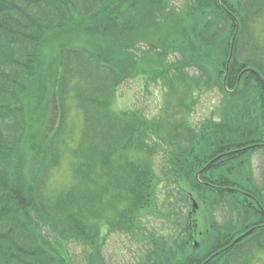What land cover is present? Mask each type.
Instances as JSON below:
<instances>
[{
	"label": "trees",
	"instance_id": "obj_1",
	"mask_svg": "<svg viewBox=\"0 0 264 264\" xmlns=\"http://www.w3.org/2000/svg\"><path fill=\"white\" fill-rule=\"evenodd\" d=\"M262 16L264 0H0V264H75L72 244L81 264H110L104 245L119 232L144 242L134 264L263 261L264 173L242 168L260 153L264 169ZM79 35L59 44L50 84L44 48ZM140 46L156 54L151 69L135 61ZM146 75L165 88L161 113L187 114L218 90L222 117L196 126L117 108L123 81ZM49 94L56 122L32 166L24 137ZM74 109L81 127L68 144ZM67 151L73 180L52 188ZM195 192L223 208L203 231ZM153 214L159 227L145 223Z\"/></svg>",
	"mask_w": 264,
	"mask_h": 264
},
{
	"label": "rangeland",
	"instance_id": "obj_2",
	"mask_svg": "<svg viewBox=\"0 0 264 264\" xmlns=\"http://www.w3.org/2000/svg\"><path fill=\"white\" fill-rule=\"evenodd\" d=\"M176 3H179L180 0H175ZM181 4V3H180ZM254 30L258 33V37H264V16H262L258 21L254 28ZM81 35L70 37L66 36L62 39H55L52 43L48 44L46 48H44L45 56H46V64L48 67H51L49 71L51 72L50 77L53 73V78L49 82L50 84L55 83V78L57 76V69L59 64V52L60 47L59 44L66 42V44L70 43H76L77 41L81 40ZM145 46V45H144ZM139 48H142V51H139L134 55L136 62H143L144 65L147 67V69H151L155 66L158 62L155 61L156 54L155 52H152L148 49L143 48V46H140ZM148 52V53H144ZM179 55V54H177ZM177 55L174 53L168 54V60H175L177 58ZM180 56V55H179ZM158 61V60H157ZM55 76V77H54ZM55 80V81H53ZM149 76H141L137 78H128L127 80L123 81V83L120 85L119 93L117 96V99L115 101V106L117 108H125V107H140L143 108L144 111L149 116H158L161 113L162 108L164 107L165 99H164V87H162L159 83H157V80H150ZM222 94L218 91H212V92H205L202 96L199 102H195V105L193 107V110L191 112H188L185 114L184 112H180L176 115H172L174 110H170L166 113H161L163 115V119L173 118L172 120H181L183 117L186 116V118L191 122L193 125H200L203 121H206L210 118L212 119H220L222 117V108L221 111L217 110V106L222 103ZM173 103L177 102V97H174L172 100ZM223 107V106H222ZM44 110V107L42 111ZM43 113L46 115V117L39 116L37 117V122H33L31 125V129L27 132V134L24 137V141H27L28 138H30L31 144L33 145L34 150V156L33 160H31L29 157H27L26 162L30 165L32 163V166L36 163V166L38 164V160L42 154L43 146L47 140V137L49 133L52 130V127L54 126L56 122V106L54 102V98L52 97V94H49L46 101H45V110ZM184 114V115H183ZM42 120L44 123H42ZM70 126L67 132V143H73L75 139L79 135L80 127H81V116L76 109L73 110L71 113V120L69 121ZM42 125V126H39ZM251 164L250 169L251 172L249 173V169H247V164H244L242 166L244 174L243 177L246 178L247 175L249 177L258 178L260 177V174L263 172L264 169L261 166L262 163V157L260 153H256L254 155H251ZM246 163V161H245ZM31 166V168H32ZM30 167V166H29ZM240 168V169H242ZM248 170V171H247ZM247 171V172H246ZM246 175V177H245ZM184 169L178 168L176 180L179 181L181 184H186L184 181ZM73 180V167H72V160H71V154L69 151L63 154L61 157V161L59 163V166L56 167L54 170V173L51 176L50 179V186L52 188H59L66 185H69L71 181ZM171 182L174 183L173 180ZM197 203V207L194 209L193 201ZM192 209L195 211L196 217H199L202 220V231L206 228H209L210 223L212 222L213 217L214 218H222V211L223 208L218 205L212 203L209 199H202L197 192H195L193 200H192ZM145 220V219H144ZM164 220L160 217L158 214H153L151 216L146 217L145 223H147L149 226L153 223L156 227H159ZM153 229V228H150ZM46 233H51V230L46 229ZM61 238V237H60ZM211 238H208V235L206 237H197L195 239V244H201L205 245L210 241ZM197 242V243H196ZM144 242H137L134 238L130 237L129 235L122 234V233H113L110 234L107 238V241L104 245V254L109 261L110 264H134L138 260V254L141 253V249L144 248ZM197 244V245H198ZM70 249L72 250L73 254V262L75 264H81L82 263V257L80 254V250L82 249L81 246L77 244H72L70 246ZM254 264H264V258L263 261L255 262Z\"/></svg>",
	"mask_w": 264,
	"mask_h": 264
},
{
	"label": "water",
	"instance_id": "obj_3",
	"mask_svg": "<svg viewBox=\"0 0 264 264\" xmlns=\"http://www.w3.org/2000/svg\"><path fill=\"white\" fill-rule=\"evenodd\" d=\"M193 205H194L195 208L197 207V203L195 202V200L193 202Z\"/></svg>",
	"mask_w": 264,
	"mask_h": 264
}]
</instances>
